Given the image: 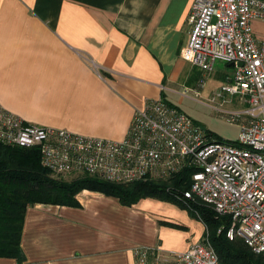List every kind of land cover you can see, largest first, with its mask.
<instances>
[{
  "label": "crops",
  "instance_id": "0c3cea01",
  "mask_svg": "<svg viewBox=\"0 0 264 264\" xmlns=\"http://www.w3.org/2000/svg\"><path fill=\"white\" fill-rule=\"evenodd\" d=\"M192 1L0 0V107L40 128L122 140L135 109L159 97L175 105L207 79L180 57ZM251 28L264 39V19ZM75 200L28 207L24 261L0 264H137L138 249L183 253L206 233L178 202L123 206L88 190Z\"/></svg>",
  "mask_w": 264,
  "mask_h": 264
},
{
  "label": "built area",
  "instance_id": "2783aa9c",
  "mask_svg": "<svg viewBox=\"0 0 264 264\" xmlns=\"http://www.w3.org/2000/svg\"><path fill=\"white\" fill-rule=\"evenodd\" d=\"M255 19H264V0H193L189 40L180 51L204 76L216 61L232 65V76L214 98L240 106L226 112V122L238 128L233 142L210 139L159 97L134 110L120 141L40 128L0 107V144L36 149L40 165L56 177L82 174L125 185L166 181L189 170V187L178 199L228 218L227 239H241L264 257V39L253 37ZM205 231L202 241L183 253L138 249L136 263L222 264Z\"/></svg>",
  "mask_w": 264,
  "mask_h": 264
},
{
  "label": "trees",
  "instance_id": "16d2710c",
  "mask_svg": "<svg viewBox=\"0 0 264 264\" xmlns=\"http://www.w3.org/2000/svg\"><path fill=\"white\" fill-rule=\"evenodd\" d=\"M193 123L200 127L194 121ZM204 132L210 139L222 141L211 136L207 130ZM189 173V170H183L166 181L135 182L125 185L111 184L86 175L65 181L54 177L40 165V155L36 149L0 144V258L24 261L20 239L28 207L36 204L78 207L75 195L88 190L102 193L123 206H131L145 197L181 203L197 213L209 233L211 232L210 237L208 233L209 241L220 263L264 264V257L252 253L241 239L229 241L226 238L225 232L230 225L228 218L219 220L212 210L200 204L179 201L178 198L189 187ZM221 227V232L217 234Z\"/></svg>",
  "mask_w": 264,
  "mask_h": 264
},
{
  "label": "rangeland",
  "instance_id": "374dc122",
  "mask_svg": "<svg viewBox=\"0 0 264 264\" xmlns=\"http://www.w3.org/2000/svg\"><path fill=\"white\" fill-rule=\"evenodd\" d=\"M232 71L233 67H228L227 64L216 61L213 67V72L210 73V75H207V79L206 77L204 78L202 84H197V89H194L195 91H198V97H195L192 92L193 90H190L186 91V94L188 95L186 98L181 97V99L180 96L176 94V96L171 99L175 104L174 106L178 107L182 113L187 115L200 127L205 128L211 136H214L215 138L218 137V139L223 141H233L237 137L238 128L234 124L226 122V112L240 109V106L233 100L226 99L225 101L220 102L214 98V96L220 87L224 85L227 78L232 76ZM74 175H76L75 177L83 176L82 174ZM71 177H73V175L59 176L56 178L66 181ZM214 215L219 218V220H227L224 217L216 214ZM221 230L222 227L220 228V231ZM218 231L219 229L217 230V234ZM210 234L211 232L209 233V237Z\"/></svg>",
  "mask_w": 264,
  "mask_h": 264
},
{
  "label": "water",
  "instance_id": "95a60500",
  "mask_svg": "<svg viewBox=\"0 0 264 264\" xmlns=\"http://www.w3.org/2000/svg\"><path fill=\"white\" fill-rule=\"evenodd\" d=\"M229 66H232L231 64L229 65ZM238 67H241V64L239 63L238 65H237ZM203 131L205 130V128H201Z\"/></svg>",
  "mask_w": 264,
  "mask_h": 264
}]
</instances>
